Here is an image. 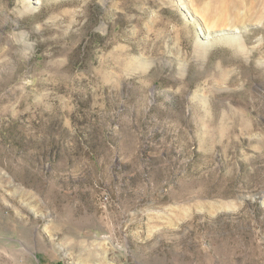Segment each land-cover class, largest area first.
<instances>
[{
    "label": "rangeland",
    "instance_id": "1",
    "mask_svg": "<svg viewBox=\"0 0 264 264\" xmlns=\"http://www.w3.org/2000/svg\"><path fill=\"white\" fill-rule=\"evenodd\" d=\"M220 4L0 0V264H264V19Z\"/></svg>",
    "mask_w": 264,
    "mask_h": 264
},
{
    "label": "bare ground",
    "instance_id": "2",
    "mask_svg": "<svg viewBox=\"0 0 264 264\" xmlns=\"http://www.w3.org/2000/svg\"><path fill=\"white\" fill-rule=\"evenodd\" d=\"M221 4H222V10H220V13L222 14V17L220 19L221 21H224V22L229 21L228 17L226 20V15L232 17V15L231 14L228 15V13H230V10L232 8L234 7L237 8V6L238 7L242 6L246 8V14L251 17H254V18L258 17V18L264 19V0H221Z\"/></svg>",
    "mask_w": 264,
    "mask_h": 264
}]
</instances>
